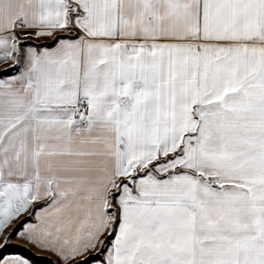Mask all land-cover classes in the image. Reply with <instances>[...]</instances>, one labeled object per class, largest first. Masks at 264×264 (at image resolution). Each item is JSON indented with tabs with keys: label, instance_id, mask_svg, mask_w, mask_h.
Masks as SVG:
<instances>
[{
	"label": "crops",
	"instance_id": "crops-1",
	"mask_svg": "<svg viewBox=\"0 0 264 264\" xmlns=\"http://www.w3.org/2000/svg\"><path fill=\"white\" fill-rule=\"evenodd\" d=\"M14 64L0 232L35 205L30 242L78 255L111 205L93 264H264V153L238 169L232 134L264 128V0H0Z\"/></svg>",
	"mask_w": 264,
	"mask_h": 264
},
{
	"label": "rangeland",
	"instance_id": "rangeland-1",
	"mask_svg": "<svg viewBox=\"0 0 264 264\" xmlns=\"http://www.w3.org/2000/svg\"><path fill=\"white\" fill-rule=\"evenodd\" d=\"M59 35H63V34L61 33L54 34V36L51 39ZM48 41L46 40L45 42L47 43ZM27 43H34V42H27ZM38 43H34V44H38ZM232 134H234V137L238 139V143H237L238 146H237V149L234 151L235 155L233 156V159H234L233 162L234 163L236 162L235 167H238V169L241 167V162H242L241 156H245L246 154L247 162H248L246 166H248L249 169L254 171V169L258 166L257 151L261 150L262 151L261 153H264V128L238 127V128H233ZM242 146H243V149H241ZM262 161L264 162V157ZM109 199L111 202L113 200V196L110 195ZM36 207L37 206L35 205H31L29 208H27L26 212L22 216L11 219V221L7 224V226L4 227L3 230L0 232V264H33L27 258L19 254H3L2 255V247L6 243L20 244V245H23L29 248L31 251H33L36 254L48 255L53 258L55 264H70L76 259L83 257L87 253L94 252L98 248V246H96L94 249L88 250L85 253L78 254V255L75 254V255H69V256H60V255L51 254L50 252L52 251H50L49 248L47 251H45L41 246H39V244L30 242L31 239L29 238V231L28 230L24 231V225L28 222H33L32 212L34 211ZM109 207L111 208L110 216L113 220L116 217V212H115V209L111 205ZM24 216H29L32 218V220L22 224L21 227L16 230L14 227L15 224L21 217H24ZM16 241L22 242L23 244L18 243ZM99 243H101V240ZM93 263H97V261Z\"/></svg>",
	"mask_w": 264,
	"mask_h": 264
},
{
	"label": "trees",
	"instance_id": "trees-1",
	"mask_svg": "<svg viewBox=\"0 0 264 264\" xmlns=\"http://www.w3.org/2000/svg\"><path fill=\"white\" fill-rule=\"evenodd\" d=\"M63 35H59L48 41L47 43L45 41H42L38 44H34L35 46H46L51 45L57 38L62 37ZM18 70L17 65H11L8 67H5L3 69H0V77L2 76H8L14 74ZM108 211H111V208L108 207ZM32 218L29 216L21 217L17 223L15 224V229H19L22 224L31 221ZM117 224V218L115 217L112 220L110 229L108 230V233L101 239V243H99L98 248L94 252L87 253L83 257L76 259L75 261L71 262L70 264H91L96 261H103V253L106 250L108 244L110 243L114 232L115 227ZM3 254H19L25 258H27L31 263L33 264H55L52 257L48 255H42V254H36L33 251H31L29 248L20 245V244H4L2 247V255Z\"/></svg>",
	"mask_w": 264,
	"mask_h": 264
}]
</instances>
